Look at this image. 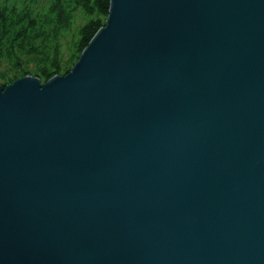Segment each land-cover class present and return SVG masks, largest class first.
<instances>
[{
    "label": "water",
    "instance_id": "1",
    "mask_svg": "<svg viewBox=\"0 0 264 264\" xmlns=\"http://www.w3.org/2000/svg\"><path fill=\"white\" fill-rule=\"evenodd\" d=\"M0 264H264V0H111L0 84Z\"/></svg>",
    "mask_w": 264,
    "mask_h": 264
},
{
    "label": "trees",
    "instance_id": "2",
    "mask_svg": "<svg viewBox=\"0 0 264 264\" xmlns=\"http://www.w3.org/2000/svg\"><path fill=\"white\" fill-rule=\"evenodd\" d=\"M110 7L111 0H0V62L11 67L1 85L27 76L45 84L69 74Z\"/></svg>",
    "mask_w": 264,
    "mask_h": 264
},
{
    "label": "rangeland",
    "instance_id": "3",
    "mask_svg": "<svg viewBox=\"0 0 264 264\" xmlns=\"http://www.w3.org/2000/svg\"><path fill=\"white\" fill-rule=\"evenodd\" d=\"M81 22V20H79L78 21V23H80ZM11 67H10V65L6 62V61H1L0 62V76L4 73V71L6 70V69H10ZM30 69L33 71L34 70V66L32 65V66H30ZM11 70H13V69H11ZM5 81H3V80H0V84L1 83H4ZM10 84H12V83H9L8 85H10ZM7 85V86H8Z\"/></svg>",
    "mask_w": 264,
    "mask_h": 264
}]
</instances>
